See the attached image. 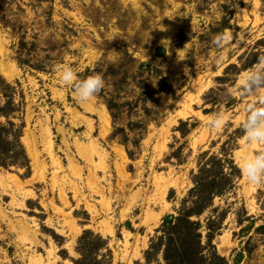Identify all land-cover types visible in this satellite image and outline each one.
<instances>
[{
    "label": "rangeland",
    "instance_id": "1",
    "mask_svg": "<svg viewBox=\"0 0 264 264\" xmlns=\"http://www.w3.org/2000/svg\"><path fill=\"white\" fill-rule=\"evenodd\" d=\"M261 56L264 0H0V74L15 88L10 120L29 160L0 165V264H74L86 230L108 240L112 264H144L204 152L240 172L201 216L224 215L218 254L233 264L246 245L239 264H264V182L242 171L264 152L243 129L264 86L241 83L264 72ZM66 66L104 87L79 102L59 80Z\"/></svg>",
    "mask_w": 264,
    "mask_h": 264
},
{
    "label": "trees",
    "instance_id": "2",
    "mask_svg": "<svg viewBox=\"0 0 264 264\" xmlns=\"http://www.w3.org/2000/svg\"><path fill=\"white\" fill-rule=\"evenodd\" d=\"M19 46L26 47V43L21 41ZM18 64L21 66L24 63L21 61ZM161 83V87L158 91L154 90V93L166 91L167 84L163 78ZM15 94L14 86L0 74V117L6 119L5 123H0V165L6 168L16 165L29 169V160L21 142V127L15 128V124L10 120L11 116L21 111L14 102ZM119 106L113 101L107 103L109 110ZM112 117L115 120L117 115L112 114ZM136 125L137 123L129 122L127 126L132 130ZM239 176V169L232 159L202 153L197 172L191 176L192 188L181 200L177 214L164 218L145 251L144 264H230V260L218 254L213 243L224 215L214 214L204 220L201 216L212 207L215 196H221L233 188L234 178ZM212 212H217L216 208H213ZM253 225L242 228V233L250 231ZM255 231L264 236V224L255 228ZM76 249L80 256L74 260V264L113 263L108 240L91 230L84 231L80 236ZM245 251L251 252L248 246H243L235 254L232 263L239 264L245 256Z\"/></svg>",
    "mask_w": 264,
    "mask_h": 264
},
{
    "label": "clouds",
    "instance_id": "3",
    "mask_svg": "<svg viewBox=\"0 0 264 264\" xmlns=\"http://www.w3.org/2000/svg\"><path fill=\"white\" fill-rule=\"evenodd\" d=\"M258 63H264V56L258 57ZM62 84L71 85L76 99L86 103L104 87V80L98 74L89 75L83 79H77L70 67H64L59 75ZM244 89H251L253 85L264 86V72L253 71L241 78ZM261 104V102L259 101ZM264 105V104H262ZM223 123V115L217 113L208 121L210 129H217ZM244 133L249 143L264 141V107L250 108L243 124ZM242 171L249 182H264V152H259L244 161Z\"/></svg>",
    "mask_w": 264,
    "mask_h": 264
},
{
    "label": "water",
    "instance_id": "4",
    "mask_svg": "<svg viewBox=\"0 0 264 264\" xmlns=\"http://www.w3.org/2000/svg\"><path fill=\"white\" fill-rule=\"evenodd\" d=\"M170 220H171V217H170Z\"/></svg>",
    "mask_w": 264,
    "mask_h": 264
},
{
    "label": "bare ground",
    "instance_id": "5",
    "mask_svg": "<svg viewBox=\"0 0 264 264\" xmlns=\"http://www.w3.org/2000/svg\"><path fill=\"white\" fill-rule=\"evenodd\" d=\"M106 116V115H105Z\"/></svg>",
    "mask_w": 264,
    "mask_h": 264
}]
</instances>
